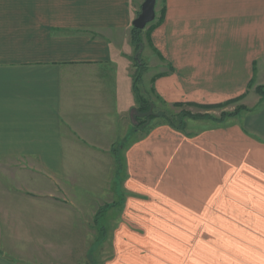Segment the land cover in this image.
<instances>
[{
  "label": "crops",
  "instance_id": "0c3cea01",
  "mask_svg": "<svg viewBox=\"0 0 264 264\" xmlns=\"http://www.w3.org/2000/svg\"><path fill=\"white\" fill-rule=\"evenodd\" d=\"M143 1L0 0V264H62L52 242L73 251L91 239L116 181L177 206L165 223L182 226L185 258L264 264V96L246 90L264 64V0H157L141 51L160 97L213 104L246 92L251 109L195 136L160 126L127 142ZM125 204L107 230L116 253L133 232Z\"/></svg>",
  "mask_w": 264,
  "mask_h": 264
},
{
  "label": "rangeland",
  "instance_id": "374dc122",
  "mask_svg": "<svg viewBox=\"0 0 264 264\" xmlns=\"http://www.w3.org/2000/svg\"><path fill=\"white\" fill-rule=\"evenodd\" d=\"M158 18L154 21L158 20ZM153 22L146 25L147 27L143 29L140 36L142 43L148 37V28ZM120 48L123 49L121 46ZM139 52L140 54L138 55L137 53ZM134 56H141V60L143 61L142 67L138 69L142 74L141 78L137 81V86L145 101L149 102L150 108L145 112H141V115L136 110L132 111L130 117L134 126L125 139L127 142L139 138L143 139L149 135L150 131L160 126L175 129L176 133L182 135L180 137L184 135L195 136L201 128L208 126V124L222 122L221 119L223 121H229L231 118L245 115L251 109V105L248 106L246 103V92L221 103L204 104L191 101L167 102L162 96L160 97L155 89L156 78L159 74L154 75V70L151 71V64L145 53L139 49V51L135 52ZM254 67V78L248 82L246 90L249 89L248 91L251 92L249 97L252 96L251 94L253 92H256L259 95L260 101V98L264 96V76L260 73L261 70L263 72L264 64H255ZM138 71L136 72V69H134V73H138ZM250 98L252 99V97ZM251 99L250 103H252ZM137 106L138 103L136 102ZM149 114L151 116H148ZM153 114H157V116ZM136 117H139V119H136ZM168 117L172 118L166 119ZM143 120H145V123ZM124 145L125 142L117 144V148L120 150ZM169 182L173 183V180L169 179ZM115 184L118 185V188L114 189L116 192L113 195L108 194L103 199L105 202L99 206L96 212L97 214L94 219L95 225L93 226L94 234L91 239L80 242V247L75 248L73 251L74 243L71 241L61 240L52 242L64 254L62 264H68L70 261V264H110L112 262L111 260L117 256L118 261H114V264H197L193 257L185 258L182 254L183 252L181 250H183L185 243L183 242L184 238L181 231L182 226L165 223V220H167L166 215L169 217L173 214H178L177 206L171 205V208L167 207L165 203H161L163 200L159 194L158 197L160 198L158 200L160 203L153 207L149 199L151 198L150 196L145 193H136L132 190L122 189L121 181H116ZM164 184L165 188H168L167 185H172L168 184V179L164 180ZM39 196L44 200L45 195ZM144 197L145 199H143ZM62 200L66 201L64 198ZM158 200L155 202H158ZM123 204L126 206V218H128L126 223L129 224L133 232L124 234L123 239L118 240L123 250L120 249L116 253L113 241L108 240L110 235L107 230L110 228V231H113V224L112 221L110 222V219L115 217L123 209ZM100 208L104 211L98 215ZM160 221L163 224H153V222ZM55 245L54 247H56ZM2 247L7 252H18L14 246L8 243H3ZM36 251L37 248L35 247L34 252Z\"/></svg>",
  "mask_w": 264,
  "mask_h": 264
},
{
  "label": "trees",
  "instance_id": "16d2710c",
  "mask_svg": "<svg viewBox=\"0 0 264 264\" xmlns=\"http://www.w3.org/2000/svg\"><path fill=\"white\" fill-rule=\"evenodd\" d=\"M155 22H153L150 26H149V28L148 29H150L152 26H155ZM142 32H143V29H138V28H136V27H134L133 26V28H132V36H133V43H134V45H135V48H136V52L137 51H139V49L141 50L142 49V46H143V43H142V41H141V34H142ZM138 55L140 54V52L139 53H137ZM136 66H137V68H136V72L138 71V69L139 68H141L142 67V64H143V61L141 60V56H138V57H136ZM134 73V91H135V94H136V99H137V103H138V106L137 107H135L134 108V111L136 110V111H138V113L140 114L141 112H145L147 109L149 110V108H150V104H149V102H147V101H145V99L143 98V96L140 94V92H139V89H138V86H137V81L141 78V74L142 73H140L139 71H138V73ZM180 104V103H179ZM134 114V113H133ZM141 115V114H140ZM153 115H155V116H157V114H153ZM148 116H151L150 114L148 115ZM140 117V116H139ZM139 117H136V119H139ZM172 117H173V115H172ZM172 117H168V118H166V119H171ZM144 121V123H145V120H143ZM142 121V122H143ZM173 121V120H172ZM221 121H223L222 119H221ZM139 122V121H138ZM137 122V123H138ZM119 164H122V162H121V158L119 157ZM104 210H102L101 208H100V210L98 211V215H100L102 212H103ZM98 218V217H97Z\"/></svg>",
  "mask_w": 264,
  "mask_h": 264
},
{
  "label": "water",
  "instance_id": "95a60500",
  "mask_svg": "<svg viewBox=\"0 0 264 264\" xmlns=\"http://www.w3.org/2000/svg\"><path fill=\"white\" fill-rule=\"evenodd\" d=\"M157 0H144L141 11L133 20V26L138 29H145L149 23L156 19Z\"/></svg>",
  "mask_w": 264,
  "mask_h": 264
}]
</instances>
